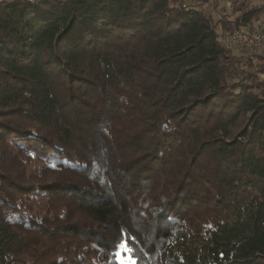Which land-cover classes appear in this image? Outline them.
Segmentation results:
<instances>
[{
  "label": "trees",
  "instance_id": "trees-1",
  "mask_svg": "<svg viewBox=\"0 0 264 264\" xmlns=\"http://www.w3.org/2000/svg\"><path fill=\"white\" fill-rule=\"evenodd\" d=\"M229 3L0 0V264H264V53L223 42L264 8Z\"/></svg>",
  "mask_w": 264,
  "mask_h": 264
},
{
  "label": "rangeland",
  "instance_id": "rangeland-1",
  "mask_svg": "<svg viewBox=\"0 0 264 264\" xmlns=\"http://www.w3.org/2000/svg\"><path fill=\"white\" fill-rule=\"evenodd\" d=\"M215 2H213L212 4H214ZM217 3H219V7L218 9H215L214 11V16H215V19L217 20H220V18L226 13V14H229L230 12V7H231V4L229 3V0H217ZM245 3H247L248 5V8H264V0H245ZM209 5H211V3H209ZM204 8L208 11H210L212 8L208 5H205ZM213 12V10H212ZM234 17H230V19L233 20ZM263 23H264V10H263V13L261 15V18L259 20L258 23H254L258 26H263ZM238 29H241L243 31H246L248 32L247 28H242V27H237L236 29L234 28V31L235 30H238ZM233 31V32H234ZM218 34H221L220 31H218ZM227 40V39H225ZM248 50H242L241 52L244 53V54H259V53H264V47L262 48H255V49H252L250 52H247ZM234 54H238V50H233ZM129 254V251L127 250L126 247H122L120 249V251L118 252V261L120 264H134V260L131 258Z\"/></svg>",
  "mask_w": 264,
  "mask_h": 264
},
{
  "label": "built area",
  "instance_id": "built-area-1",
  "mask_svg": "<svg viewBox=\"0 0 264 264\" xmlns=\"http://www.w3.org/2000/svg\"><path fill=\"white\" fill-rule=\"evenodd\" d=\"M224 44L230 50H251L264 47V31L256 30L246 32L241 29L235 30Z\"/></svg>",
  "mask_w": 264,
  "mask_h": 264
},
{
  "label": "crops",
  "instance_id": "crops-1",
  "mask_svg": "<svg viewBox=\"0 0 264 264\" xmlns=\"http://www.w3.org/2000/svg\"><path fill=\"white\" fill-rule=\"evenodd\" d=\"M234 18H235V17H234ZM234 18H233V19H234ZM229 20H231V19H229Z\"/></svg>",
  "mask_w": 264,
  "mask_h": 264
}]
</instances>
